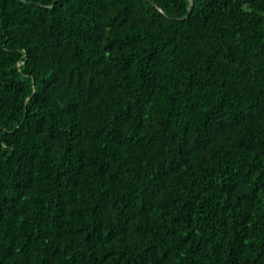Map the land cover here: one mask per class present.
Segmentation results:
<instances>
[{
    "label": "trees",
    "instance_id": "16d2710c",
    "mask_svg": "<svg viewBox=\"0 0 264 264\" xmlns=\"http://www.w3.org/2000/svg\"><path fill=\"white\" fill-rule=\"evenodd\" d=\"M189 4L0 0V264H264V0Z\"/></svg>",
    "mask_w": 264,
    "mask_h": 264
},
{
    "label": "water",
    "instance_id": "95a60500",
    "mask_svg": "<svg viewBox=\"0 0 264 264\" xmlns=\"http://www.w3.org/2000/svg\"><path fill=\"white\" fill-rule=\"evenodd\" d=\"M147 1H149V0H147ZM189 2H190V4H189V15L193 12V10H194V0H189ZM153 6H155L156 8H158L163 14H165L166 15V13L163 11V10H161L155 3H152V2H150ZM189 15H187L185 18H183V19H181V20H184V19H186Z\"/></svg>",
    "mask_w": 264,
    "mask_h": 264
}]
</instances>
